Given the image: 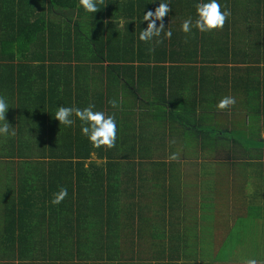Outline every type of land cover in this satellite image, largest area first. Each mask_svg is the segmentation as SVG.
<instances>
[{"label": "trees", "instance_id": "1", "mask_svg": "<svg viewBox=\"0 0 264 264\" xmlns=\"http://www.w3.org/2000/svg\"><path fill=\"white\" fill-rule=\"evenodd\" d=\"M160 2L171 38L139 41ZM201 2L105 0L86 13L78 0H0V96L16 132L0 136V264H179L199 224L221 229L210 246L221 264L264 260L247 250L264 242L260 45L231 31L234 10L222 31L193 29L185 43L181 25ZM225 96L245 101L243 122H231L239 136L216 109ZM89 104L115 114L114 148L93 149L75 117L70 127L54 118L59 106ZM225 151L232 179L212 158ZM61 187L68 195L53 205ZM150 208L152 221L171 223L166 249L147 230ZM180 214L190 227H177Z\"/></svg>", "mask_w": 264, "mask_h": 264}, {"label": "clouds", "instance_id": "2", "mask_svg": "<svg viewBox=\"0 0 264 264\" xmlns=\"http://www.w3.org/2000/svg\"><path fill=\"white\" fill-rule=\"evenodd\" d=\"M105 0H78V8H82L86 13H96L100 10L98 5H104ZM196 19L188 18L183 21L181 31L185 35V43L188 37L193 35V29L200 33H211L213 31H222L228 18L231 16L230 10H222L218 0H209V2H201L195 5ZM171 8L168 3L160 2L154 11L149 10L143 15L142 21H147V28L141 30L138 39L144 43L155 41L156 44L163 43V39H159L162 34L165 39H170L172 32L165 31L163 23L164 17L168 15ZM157 21H160L157 26ZM151 50V49H150ZM113 108H117L116 100L109 101ZM236 104L235 97L225 96L216 105L217 111H225ZM9 104L3 96H0V136L14 137L16 135L13 127L6 121V112ZM95 105L89 104L81 109L78 107L59 106L54 114V118L60 125L70 127L75 123V117L81 123V134L85 136L93 149L103 148L105 151L115 147L117 138V124L115 114L106 115L103 111H95ZM170 143H175L171 141ZM168 161H176L179 159V152H174L167 157ZM251 188L248 189L251 194ZM68 195L67 188L61 187L58 192L53 194L51 203L59 205ZM244 264H257L255 259H248Z\"/></svg>", "mask_w": 264, "mask_h": 264}, {"label": "crops", "instance_id": "3", "mask_svg": "<svg viewBox=\"0 0 264 264\" xmlns=\"http://www.w3.org/2000/svg\"><path fill=\"white\" fill-rule=\"evenodd\" d=\"M229 9L230 11H233V10L235 11L234 13L235 17L233 18V21H235L236 23H234L233 21H230L231 31L235 32L233 30L234 29L233 26H235L236 28H242L245 33L244 35L245 39L248 38L251 43L260 45V49L256 51L257 54L260 55V63L256 66H259L261 68L259 75L261 76V79L264 80V0H237L236 6L234 4L233 5L230 4ZM245 50L247 52L248 48ZM242 65L240 64L239 66H242ZM244 74H245V71H244ZM243 103H245V101L241 99L236 100V104L234 106L228 108L227 111H223L227 116L228 128L231 129V131L233 130L231 122L232 123L233 121L238 122L239 120L242 121V118L244 117V112L246 113V107H243ZM262 131H263L262 137H264V130ZM232 132H233V135L239 136L238 132L236 131H232ZM239 133L241 134V132ZM246 136L247 137L249 136L247 132H246ZM228 203L230 207L233 208L232 202H228ZM150 210H152V212H149V215L147 217L148 220L150 221L148 223L147 230L155 238V241L157 242L156 247L166 249V246H168V243H167L169 239L168 236H170L169 233L171 232V228L168 227V226H171V223L169 224V218H167L168 220L167 223L160 222L162 221V218L157 221H152L155 217V213H154V209L150 208ZM201 213H202V210H200V216H201ZM213 215H214V212H213ZM186 219H188V222L183 223L182 222L183 215L180 214L179 216L175 217L173 220L176 221L177 227L180 225L179 228L184 229L187 226L190 227L189 225L190 215H188V218ZM191 228H192V231L191 232L189 231L191 240L189 243L187 242V243L180 244V247H182L180 249L182 257L180 260L175 261V262L179 264H182V263L221 264V262L217 261L218 259L215 257V253L213 254L214 250L210 249L211 245H215V246L220 245V243L214 242L215 240L214 234L221 236V232H220L221 229L219 228L215 229V226H214V228H212L214 232L211 231V234H210L209 231H207V230H210V227L203 226L201 224H199L198 226L194 225ZM158 237H160V239ZM165 237L167 238L165 239ZM205 237L207 239H205ZM204 240H206L207 242H205ZM150 246H152V244ZM247 248H248L247 249L248 251L256 250V251H261L264 253V242H262L261 240V243L260 242H254L252 244L250 243L247 246ZM155 249L160 250L159 248H155ZM148 251L150 250L148 249ZM261 255L262 253L259 256ZM167 262H171V260H168ZM153 264H156V262L153 261ZM260 264H264L263 259H261Z\"/></svg>", "mask_w": 264, "mask_h": 264}, {"label": "rangeland", "instance_id": "4", "mask_svg": "<svg viewBox=\"0 0 264 264\" xmlns=\"http://www.w3.org/2000/svg\"><path fill=\"white\" fill-rule=\"evenodd\" d=\"M208 129H210V128H208ZM186 130H193V128L191 129L190 128V124H188V126H186ZM242 133H243V136H246V132L245 131H243ZM247 133L250 136V132L248 130H247ZM263 155H264V150H263ZM230 156H231V154H228L225 151V154H221V155L215 153L212 158L214 159V161L216 163L222 162V163H224V166H226V167L229 166V168L227 167V169H228V171H232V173H233V175L231 174V179H232V176H234V172L232 170V166H230V164H231V162H230L231 161ZM187 162H190V161H187ZM232 195H233V193L231 195L227 196V201L232 197Z\"/></svg>", "mask_w": 264, "mask_h": 264}]
</instances>
